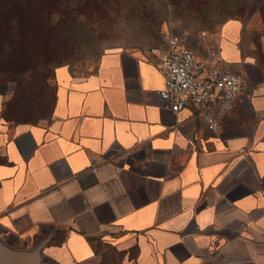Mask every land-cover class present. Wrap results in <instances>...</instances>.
Returning <instances> with one entry per match:
<instances>
[{"label":"crops","instance_id":"0c3cea01","mask_svg":"<svg viewBox=\"0 0 264 264\" xmlns=\"http://www.w3.org/2000/svg\"><path fill=\"white\" fill-rule=\"evenodd\" d=\"M218 45L251 83L231 109H168L162 49L57 66L41 123L0 98V245L40 264H264V27L227 19Z\"/></svg>","mask_w":264,"mask_h":264},{"label":"rangeland","instance_id":"374dc122","mask_svg":"<svg viewBox=\"0 0 264 264\" xmlns=\"http://www.w3.org/2000/svg\"><path fill=\"white\" fill-rule=\"evenodd\" d=\"M230 18L264 27V0H73L45 29L25 24L21 32L0 35L2 116L43 122L60 64L85 72L109 49L168 50L172 34L201 56Z\"/></svg>","mask_w":264,"mask_h":264},{"label":"built area","instance_id":"2783aa9c","mask_svg":"<svg viewBox=\"0 0 264 264\" xmlns=\"http://www.w3.org/2000/svg\"><path fill=\"white\" fill-rule=\"evenodd\" d=\"M160 69L165 79L162 97L174 114L192 105L206 109L218 101L231 109L234 100L251 86L249 78L227 70L216 45L207 47L200 56L178 34L168 37V54ZM207 121L210 129L217 126L214 117ZM92 162H97L95 157ZM41 264L55 263L45 260Z\"/></svg>","mask_w":264,"mask_h":264},{"label":"trees","instance_id":"16d2710c","mask_svg":"<svg viewBox=\"0 0 264 264\" xmlns=\"http://www.w3.org/2000/svg\"><path fill=\"white\" fill-rule=\"evenodd\" d=\"M72 1L0 0V35L6 36L10 29L11 33L21 32L25 24L33 28L45 29L52 23L53 17L62 9L68 8Z\"/></svg>","mask_w":264,"mask_h":264},{"label":"water","instance_id":"95a60500","mask_svg":"<svg viewBox=\"0 0 264 264\" xmlns=\"http://www.w3.org/2000/svg\"><path fill=\"white\" fill-rule=\"evenodd\" d=\"M40 262L38 254L14 253L0 245V264H40Z\"/></svg>","mask_w":264,"mask_h":264}]
</instances>
